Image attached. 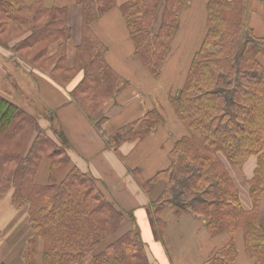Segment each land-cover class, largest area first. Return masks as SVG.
Instances as JSON below:
<instances>
[{
    "label": "trees",
    "instance_id": "1",
    "mask_svg": "<svg viewBox=\"0 0 264 264\" xmlns=\"http://www.w3.org/2000/svg\"><path fill=\"white\" fill-rule=\"evenodd\" d=\"M183 2L130 0L120 8L137 61L156 79L168 58ZM77 3L83 10V38L73 69L66 67L72 36L66 9L0 0V44L32 67L52 69V78L64 87L81 75L71 96L93 118L129 82L109 66L108 48L92 31L117 1ZM162 7L161 25L154 32ZM207 12L204 42L181 92L172 98L188 134L174 145L171 167L142 185L151 194L159 182L165 183L152 203L156 215L170 206L177 217L191 213L204 220L213 237L227 233L233 238L242 231L246 253L255 264H264V228L259 223L264 196V38L255 37L247 25L248 0H209ZM56 43L58 54L48 57ZM162 122L160 112L152 110L112 135L109 144L119 150L126 143L142 142ZM68 145L62 129L54 124L42 128L34 115L0 95V197L13 189L14 205L29 208L32 228L45 240L44 264H151L137 231L106 244L127 217L90 174L72 164ZM253 156L258 158L250 181L253 208L246 211L224 160L243 167ZM45 160L51 163L49 183L38 185L35 178ZM237 257L232 239L208 264H234ZM24 264H35L33 244Z\"/></svg>",
    "mask_w": 264,
    "mask_h": 264
},
{
    "label": "crops",
    "instance_id": "2",
    "mask_svg": "<svg viewBox=\"0 0 264 264\" xmlns=\"http://www.w3.org/2000/svg\"><path fill=\"white\" fill-rule=\"evenodd\" d=\"M22 1L26 6L41 3L45 8L68 11L67 24L72 36L66 47V67L73 69L83 38V10L77 0ZM116 1V8L100 17L92 25V31L108 48L109 66L129 86L105 102L96 116L89 118L71 96L81 75L64 87L52 78V69L32 67L1 45L0 95L34 115L42 128L49 130L54 124L62 129L69 142L67 149L72 164L90 174L106 199L126 215L123 226L106 244L137 231L151 264H208L233 239L238 252L234 264H255L246 253L242 231H237L233 238L227 233L213 237L204 220L191 213L177 217L170 206L156 215L152 203L162 194L165 183L159 182L151 194L142 185L171 167L174 145L188 134L174 112L172 98L181 92L192 59L206 37L209 0H184L170 52L158 79L135 57V46L120 9L130 0ZM162 14L163 7L158 12L154 32L159 31ZM247 23L255 37L264 38L262 0H248ZM59 45L49 48L48 57L58 54ZM152 110L160 112L163 122L146 139L126 143L119 150L109 144L112 135ZM224 162L244 210H252L250 181L257 167V156L251 157L243 167ZM50 165L47 160L42 162L35 178L38 185L49 183ZM13 196L12 189L0 197V264H24L31 244L34 263L44 264L45 240L32 228L29 208L16 207ZM259 223L264 228V196Z\"/></svg>",
    "mask_w": 264,
    "mask_h": 264
},
{
    "label": "rangeland",
    "instance_id": "3",
    "mask_svg": "<svg viewBox=\"0 0 264 264\" xmlns=\"http://www.w3.org/2000/svg\"><path fill=\"white\" fill-rule=\"evenodd\" d=\"M1 45V44H0ZM15 54H16V52H14ZM15 57L17 58V59H20V60H22V57H21V55L20 54H16L15 55Z\"/></svg>",
    "mask_w": 264,
    "mask_h": 264
}]
</instances>
